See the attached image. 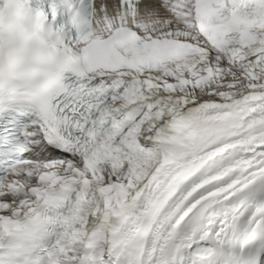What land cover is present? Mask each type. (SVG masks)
Wrapping results in <instances>:
<instances>
[{
    "label": "snow or ice",
    "instance_id": "snow-or-ice-1",
    "mask_svg": "<svg viewBox=\"0 0 264 264\" xmlns=\"http://www.w3.org/2000/svg\"><path fill=\"white\" fill-rule=\"evenodd\" d=\"M0 264H264V0H0Z\"/></svg>",
    "mask_w": 264,
    "mask_h": 264
}]
</instances>
